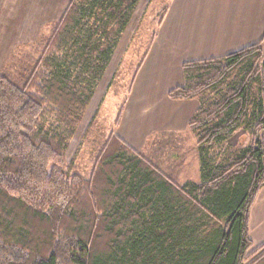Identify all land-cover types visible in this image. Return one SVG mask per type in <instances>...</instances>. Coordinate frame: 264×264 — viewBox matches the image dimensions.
<instances>
[{"label": "trees", "instance_id": "1", "mask_svg": "<svg viewBox=\"0 0 264 264\" xmlns=\"http://www.w3.org/2000/svg\"><path fill=\"white\" fill-rule=\"evenodd\" d=\"M137 2L71 0L0 71V264H264V244L245 256L264 186V39L183 63V84L168 92L199 101L188 122L198 182L173 183L115 130L92 142L88 176L67 159ZM239 131L247 145L217 160L211 150Z\"/></svg>", "mask_w": 264, "mask_h": 264}, {"label": "crops", "instance_id": "2", "mask_svg": "<svg viewBox=\"0 0 264 264\" xmlns=\"http://www.w3.org/2000/svg\"><path fill=\"white\" fill-rule=\"evenodd\" d=\"M70 1L0 0V25L26 32L28 26L54 24ZM164 6L115 128L138 152L156 134L188 132L199 101L168 96L183 84V63L222 57L264 39V0H166ZM14 37L10 32L6 40ZM247 232L253 245L264 243V186L251 204Z\"/></svg>", "mask_w": 264, "mask_h": 264}, {"label": "rangeland", "instance_id": "3", "mask_svg": "<svg viewBox=\"0 0 264 264\" xmlns=\"http://www.w3.org/2000/svg\"><path fill=\"white\" fill-rule=\"evenodd\" d=\"M165 2L166 0L137 2L107 71L69 143L67 159H74L77 171L84 176H88L92 168L90 160L95 155L92 142L102 143L108 133L116 128L114 122L118 112L117 107L123 99H127L129 93L127 88L129 86L131 88V81H133L132 72L141 63L145 45L157 27V17ZM41 28L43 29L42 26H28L25 32L24 27L0 25V71L13 68L19 60L17 52L20 45L26 41L21 42L15 39L20 37L27 39V42H32L42 32ZM37 29L40 30L39 34ZM10 32L13 36L15 35L13 42L6 40ZM92 116H95L93 129L89 136H85L84 129ZM249 140L248 134L239 131L227 142L215 146L211 150L212 155H216L217 160H224L247 145ZM138 153L179 186L188 181L198 182L199 180L196 136L190 128L185 133L156 134L147 140L145 147ZM263 244L253 245L252 243L245 256H250ZM259 253L260 251L255 253L252 258Z\"/></svg>", "mask_w": 264, "mask_h": 264}]
</instances>
